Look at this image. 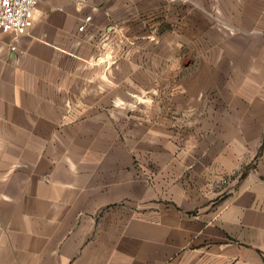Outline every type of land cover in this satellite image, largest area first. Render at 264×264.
Segmentation results:
<instances>
[{
  "label": "crops",
  "instance_id": "obj_1",
  "mask_svg": "<svg viewBox=\"0 0 264 264\" xmlns=\"http://www.w3.org/2000/svg\"><path fill=\"white\" fill-rule=\"evenodd\" d=\"M259 29L264 0H41L0 31V264H264V165L215 187L264 132Z\"/></svg>",
  "mask_w": 264,
  "mask_h": 264
},
{
  "label": "rangeland",
  "instance_id": "obj_2",
  "mask_svg": "<svg viewBox=\"0 0 264 264\" xmlns=\"http://www.w3.org/2000/svg\"><path fill=\"white\" fill-rule=\"evenodd\" d=\"M258 32H264L263 29L257 30ZM254 43H259L254 42ZM259 53V52H258ZM262 55L259 57H255L258 61L264 59V51L262 52ZM195 62H192L191 65H197L198 64V59L194 58ZM238 64H245V61L247 62V57H239L238 56ZM199 61H203V59L199 58ZM190 63V60H189ZM255 64V60H254ZM174 93H178V90L175 88L173 89ZM168 93V91H167ZM211 94V92H209ZM168 100V99H167ZM180 100V99H179ZM166 99H165V93L164 91L158 93L157 99H156V112L157 114L164 112V108L166 105ZM186 110L184 112H188L189 110H192L191 107L185 106ZM174 109L173 111L175 112V105L172 106ZM207 108V106H206ZM262 112V111H260ZM175 118L173 119V126L174 128H177L178 134L174 138V141H176V144L180 146V148H187V147H194L196 145H203L206 146L207 144H211V139L206 137L207 130H210V126L212 125L211 121H206V120H199V119H192V120H182L178 117V115H174ZM259 124V125H258ZM260 124L264 125V121L258 122V121H248L245 123L244 128L248 130H255L257 127H260ZM240 127V126H239ZM210 134V133H208ZM205 135V136H204ZM158 144H162L164 142L163 138H158ZM249 150L246 152L245 160L242 161V164L240 166V169L236 171V173L232 175H227L224 179H220V181L217 182L215 187L219 188H227V187H232V178L237 177V176H243L247 172L253 171L256 172V170L259 169V166L264 165V132L262 135L257 138V137H251L250 143L248 146ZM159 160V159H158ZM164 160V159H163ZM231 184V185H230Z\"/></svg>",
  "mask_w": 264,
  "mask_h": 264
},
{
  "label": "built area",
  "instance_id": "obj_3",
  "mask_svg": "<svg viewBox=\"0 0 264 264\" xmlns=\"http://www.w3.org/2000/svg\"><path fill=\"white\" fill-rule=\"evenodd\" d=\"M41 0H0V31L21 34L34 24L35 10ZM91 16L85 18L79 30L83 31ZM16 49V46L12 47Z\"/></svg>",
  "mask_w": 264,
  "mask_h": 264
}]
</instances>
